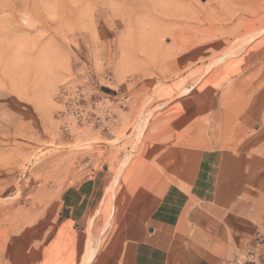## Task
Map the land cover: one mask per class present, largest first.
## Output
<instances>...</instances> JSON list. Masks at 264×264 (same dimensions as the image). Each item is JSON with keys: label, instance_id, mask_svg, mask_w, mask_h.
<instances>
[{"label": "rangeland", "instance_id": "obj_1", "mask_svg": "<svg viewBox=\"0 0 264 264\" xmlns=\"http://www.w3.org/2000/svg\"><path fill=\"white\" fill-rule=\"evenodd\" d=\"M263 90L264 0H0V264H131L166 193L263 264Z\"/></svg>", "mask_w": 264, "mask_h": 264}, {"label": "crops", "instance_id": "obj_2", "mask_svg": "<svg viewBox=\"0 0 264 264\" xmlns=\"http://www.w3.org/2000/svg\"><path fill=\"white\" fill-rule=\"evenodd\" d=\"M215 195H210V204L220 205L224 201L221 178ZM195 192V193H194ZM191 188V195L197 200L205 198ZM200 196V195H199ZM184 198L175 193H166L160 199L148 220V231L135 248L131 264H178L180 251L183 249L190 257V264H229L227 250L222 244L212 242L204 246L196 241L188 240L178 231L184 212ZM202 236H211L201 230ZM180 241V242H179Z\"/></svg>", "mask_w": 264, "mask_h": 264}, {"label": "built area", "instance_id": "obj_3", "mask_svg": "<svg viewBox=\"0 0 264 264\" xmlns=\"http://www.w3.org/2000/svg\"><path fill=\"white\" fill-rule=\"evenodd\" d=\"M261 248H264V232H257L253 240V245L251 246V249L248 252V256L251 259L255 257L259 258L258 252L254 250ZM263 264H264V258H263Z\"/></svg>", "mask_w": 264, "mask_h": 264}, {"label": "bare ground", "instance_id": "obj_4", "mask_svg": "<svg viewBox=\"0 0 264 264\" xmlns=\"http://www.w3.org/2000/svg\"><path fill=\"white\" fill-rule=\"evenodd\" d=\"M236 87H239V83L235 86V88H236ZM236 90H237V89H236ZM263 94H264V90H263ZM212 98H213V97H212ZM212 98H211V99H212ZM212 101L214 102V99H212ZM143 121H144V120H143ZM143 124H144V122H143ZM118 212H119V210H118ZM118 217H119V216H118ZM179 242H180V241H179ZM97 264H98V263H97Z\"/></svg>", "mask_w": 264, "mask_h": 264}]
</instances>
